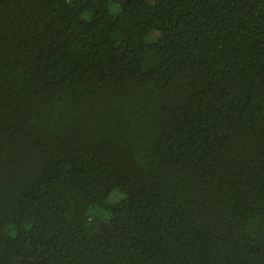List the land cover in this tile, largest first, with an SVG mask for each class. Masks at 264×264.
<instances>
[{"label":"trees","instance_id":"obj_1","mask_svg":"<svg viewBox=\"0 0 264 264\" xmlns=\"http://www.w3.org/2000/svg\"><path fill=\"white\" fill-rule=\"evenodd\" d=\"M0 264H264V0H0Z\"/></svg>","mask_w":264,"mask_h":264}]
</instances>
